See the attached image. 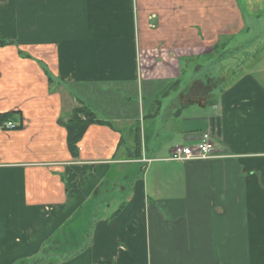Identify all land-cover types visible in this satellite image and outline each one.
Masks as SVG:
<instances>
[{
  "label": "crops",
  "instance_id": "crops-1",
  "mask_svg": "<svg viewBox=\"0 0 264 264\" xmlns=\"http://www.w3.org/2000/svg\"><path fill=\"white\" fill-rule=\"evenodd\" d=\"M0 38V264H264V0H0Z\"/></svg>",
  "mask_w": 264,
  "mask_h": 264
},
{
  "label": "built area",
  "instance_id": "built-area-1",
  "mask_svg": "<svg viewBox=\"0 0 264 264\" xmlns=\"http://www.w3.org/2000/svg\"><path fill=\"white\" fill-rule=\"evenodd\" d=\"M14 125L12 122H6V129H13ZM215 146L211 140V134L205 133L202 135L201 140L195 146H174L168 158L169 161L178 163H187L193 161H205L214 158Z\"/></svg>",
  "mask_w": 264,
  "mask_h": 264
},
{
  "label": "trees",
  "instance_id": "trees-1",
  "mask_svg": "<svg viewBox=\"0 0 264 264\" xmlns=\"http://www.w3.org/2000/svg\"><path fill=\"white\" fill-rule=\"evenodd\" d=\"M5 41L0 38V45H5ZM72 116L66 123V129L68 131V143L70 150L74 146V142L76 139L79 138V136L84 131V128L88 125V123L94 122V118L91 119L89 114L83 113V111H80V109L73 110ZM81 115L83 118H81ZM10 114H0V121H8ZM11 122V121H8Z\"/></svg>",
  "mask_w": 264,
  "mask_h": 264
},
{
  "label": "rangeland",
  "instance_id": "rangeland-1",
  "mask_svg": "<svg viewBox=\"0 0 264 264\" xmlns=\"http://www.w3.org/2000/svg\"><path fill=\"white\" fill-rule=\"evenodd\" d=\"M193 23L196 24L195 21H193ZM194 26H195V25H194ZM194 26H193V27H194ZM193 27H192V28H193ZM192 28H191V29H192ZM227 65H229V64H227V63L224 64L222 69H226L225 71H227V67H229V66H227ZM204 67H205V69H204V72H205V73H210V74H212V73H214V69H215V72H216V69H217V68H218V73H221V70H220L221 67H216V66H215V68H214V67L210 66L211 69L209 70V72H207L208 69H209V67H208V66H204ZM207 68H208V69H207ZM132 100L134 101V98H133Z\"/></svg>",
  "mask_w": 264,
  "mask_h": 264
}]
</instances>
